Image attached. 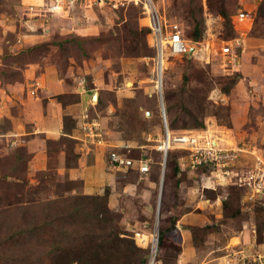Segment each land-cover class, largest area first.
Returning a JSON list of instances; mask_svg holds the SVG:
<instances>
[{
	"label": "rangeland",
	"instance_id": "1",
	"mask_svg": "<svg viewBox=\"0 0 264 264\" xmlns=\"http://www.w3.org/2000/svg\"><path fill=\"white\" fill-rule=\"evenodd\" d=\"M47 1L0 0V66L6 63L8 68L21 69L23 74L26 68L33 67L38 79L44 72L43 59H50L59 76L69 81L80 79L88 91L87 101L79 105L83 114L76 120L75 129L80 132L78 144L80 142L86 150L103 148L107 162L109 153L116 151L131 158L149 155L155 166L145 180L132 171H114L115 183H107L97 193L85 194L82 180L73 179L69 174L77 159H60V165L44 175L47 166L43 171L33 168L32 164L25 166V159L16 158L21 148L10 151L5 142L0 141L1 228L17 224L13 215L4 213L5 209L85 195L90 198H79L76 204L84 203L92 209L109 207L110 213L105 216L114 231L119 230L121 235L135 242L137 233L151 240L153 232L157 230L160 237L161 230H165V237L172 245L181 244L182 253L183 234L188 230L201 257L212 253L211 256L225 259L223 264H251L254 256L264 253V245L256 243L257 225L264 224V215L255 210L256 205H264V195L252 201L244 195L240 200L241 191L237 189L240 186L233 183L235 174L245 173L256 161L255 157L264 161V18L257 17L264 0H226L225 8L230 13H239L240 9L250 13L249 22L235 18L237 32L242 29L246 34L243 48L235 53L234 58L217 54L222 40L238 35L229 21L212 9L220 6L221 0H164L168 16L182 24L186 40H191L190 31L195 25L204 30L198 46L203 48L201 52L189 57L169 56L165 63L164 108L169 130L173 133L204 131L207 138L217 141L228 151L230 172H234L231 184L217 183L211 175L195 172L180 176L182 183L179 186L175 178L164 186V159L152 147L158 145L156 141L164 137L166 129L162 121L163 107L150 81L154 68V42L140 9H80L74 11L70 19L30 15L31 6L44 5ZM67 37H70L68 41L65 40ZM43 44L47 45L46 51L41 53L42 66L38 67L32 63L36 55L27 51ZM10 57L15 60L9 61ZM6 85L0 77V93L7 88ZM35 89H31L32 93ZM96 94L99 101H92ZM73 97L71 104H80L75 98L79 96L74 94ZM87 115L99 123L102 142H96V145L82 143V118ZM149 137L156 141L149 142ZM64 155L62 152L61 156ZM19 176L22 182H19ZM151 176L155 183L151 186L150 198L148 184ZM9 182L20 183L23 188L7 187ZM39 186L40 191L33 190ZM126 186L128 190L124 192ZM20 189L24 193L19 192ZM163 191L165 202L161 209ZM233 195L235 199L231 202L240 203L243 213L234 220H224L223 202ZM93 196H103V199H93ZM176 205L181 207L179 217L173 216ZM28 219L30 222L34 220L31 215ZM206 221L220 223L221 230L201 238L197 227ZM95 229L94 226L87 229L79 225L73 232L84 234ZM250 236L252 241H249ZM235 237H241L240 242ZM171 244L163 250L166 257L157 254V264H178V260L169 259L168 253L176 252ZM114 245L100 251L104 262L140 264L142 255L122 253L118 250L121 244ZM30 248L20 245L16 253L10 250L8 254L11 257L23 254L25 257ZM81 252L86 254L85 257L88 255L84 244L60 246L51 252L50 264H80L84 256ZM149 253L148 249L147 263ZM29 256L24 260L30 262ZM0 264L7 263L0 261Z\"/></svg>",
	"mask_w": 264,
	"mask_h": 264
},
{
	"label": "trees",
	"instance_id": "2",
	"mask_svg": "<svg viewBox=\"0 0 264 264\" xmlns=\"http://www.w3.org/2000/svg\"><path fill=\"white\" fill-rule=\"evenodd\" d=\"M226 0H221L220 6L216 8H212L213 10H217L219 14H221L224 18H226L234 32L237 33V26H236V17L238 13H230L225 8ZM133 9H137L135 7H131ZM257 17L263 19L264 18V3L261 5L257 12ZM149 29V28H148ZM150 30V29H149ZM233 34V33H232ZM191 41L199 43L204 37V30L200 28V25H195L194 28L190 31ZM237 36V35H236ZM235 37L232 36L228 39H233ZM70 37H67L65 40L68 41ZM227 40V39H226ZM64 41H62L63 43ZM46 44L37 45L27 51L33 56L34 61L32 63L36 64L38 67L39 65L42 66V62L40 61V55L42 52L46 51ZM62 46V45H59ZM33 53V54H32ZM24 54L23 56H26ZM184 57H189L186 55ZM36 59V60H35ZM9 61L15 60L12 57L8 58ZM5 62V61H4ZM0 77L4 84H14L17 82H23L24 74L21 69H11L8 68L6 63L5 65L0 66ZM64 99V104H71L70 99H74L73 95H66L60 97ZM78 98V97H75ZM79 99V98H78ZM73 116H65L64 120V130L63 135L59 138V140H48L47 141V169L44 172V175L47 174L52 169H56L60 165V156L61 153H65L66 159L70 158H77L75 155V147L78 144L77 139L73 138V131L77 126V121L73 119ZM21 151H18L16 154V158L18 159H25L24 163L25 166L29 167L33 161V155L28 152L27 149L21 148ZM179 151H171L168 153L166 164H165V173H164V186L166 185L167 181L171 178H175L177 186L182 183V178L180 176L201 172L206 173V175L211 174V170L206 166H200L195 171L190 169H183L180 164V159L184 155V153L177 154ZM160 153V152H159ZM161 154V153H160ZM25 155V156H23ZM177 155V157H176ZM149 155H145V157ZM140 156L139 158H141ZM134 159H139L132 157ZM155 164V163H154ZM154 164L151 165V173L152 169L155 166ZM132 173L139 174L136 170H130ZM128 171V173H130ZM152 175V174H151ZM14 177H16L14 175ZM22 178L19 176V182H22L20 179ZM157 178V176H156ZM152 180V176H151ZM155 182V180L153 179ZM8 182V181H7ZM20 183L17 182H9L7 183V187L18 188L21 187ZM163 186V188H164ZM176 186V187H177ZM39 187H34L33 190L40 191ZM240 190V200L243 199L245 195V190L243 188H238ZM19 192H23V189H20ZM17 192L15 193V195ZM14 195V194H13ZM180 195L176 196L179 197ZM103 196H93L94 199H101ZM175 197V198H176ZM79 198H90V196L80 197V196H72L68 199H60L54 201H47L45 203H37L32 204L31 206H21V207H14L5 209L4 213H9V215H13L17 221V224L1 228L0 225V261L9 262L14 264H50V255L52 251L59 249L60 246H81L84 244L86 246V254L79 255L83 256V260H80V264H109V262H104L100 255V251L105 247L114 245V244H121L120 248L118 249L123 253V251L127 252H134L135 254L142 255L140 264H147L148 260V248H141L140 245L135 242L130 237H126L120 234V231H114L112 227V223L106 220V213H110L109 207L101 208H94L90 206H84V203L76 204ZM181 198V197H180ZM230 198V199H229ZM103 199V198H102ZM234 195L232 197H228L223 202V212H224V220H234L236 218L241 217L242 215V208L240 203L235 205L233 201ZM176 200V199H175ZM165 202V191H163L162 195V205L161 209L164 207ZM176 202V201H175ZM175 204V203H174ZM97 207V206H95ZM30 209V210H29ZM101 209V210H100ZM255 210L257 212H261L264 215V205H256ZM181 211V207L175 206V210L173 212V216L179 217ZM28 215H31L34 219L33 221H28ZM105 218V221H104ZM35 222H38L34 224ZM105 223V224H104ZM34 224V225H33ZM104 224V225H103ZM79 225H83L85 228H90L94 226L96 229L94 231L86 232L84 234H75L73 230L78 228ZM173 225L176 226V221L173 222ZM221 224L215 222H204L197 227V232H199L200 237L206 236L209 233H219L221 230L219 228ZM73 227V228H72ZM257 241L256 243L259 246L264 245V224L257 225ZM162 229V228H161ZM194 230V229H193ZM195 231V230H194ZM203 234V235H202ZM196 237L194 240L196 241ZM160 240V248L158 255L162 257L165 256L164 248L167 249L168 245L171 244V241L168 240L167 236L165 237V230H161V234L159 237ZM169 243V244H168ZM20 245H25L27 248L30 246L29 253L30 262L28 259L24 260L23 254L21 255H14L11 257V254H8V251L11 253H16L17 248H20ZM41 246V247H40ZM115 246V245H114ZM166 246V247H165ZM171 246L177 252L168 253L169 259L178 260V255L182 251L181 244H174ZM15 248V249H14ZM120 252V254H121ZM78 255V254H77ZM78 256V257H79ZM166 257V256H165Z\"/></svg>",
	"mask_w": 264,
	"mask_h": 264
},
{
	"label": "built area",
	"instance_id": "3",
	"mask_svg": "<svg viewBox=\"0 0 264 264\" xmlns=\"http://www.w3.org/2000/svg\"><path fill=\"white\" fill-rule=\"evenodd\" d=\"M131 7L140 9L152 33L155 57L153 58L154 68L150 81L154 84L155 93L158 96L159 103L163 107L162 121H164L166 129V133L162 139L156 141L149 137L148 141H156L158 143V145L152 147L161 153L162 159H164L163 167L166 164L168 153L179 151L184 153L180 159L183 169L195 171L200 166H206L211 170L210 175L217 183L227 182L231 184L234 172L233 174L230 172L229 165L231 159L229 158L231 156L226 149H223L219 143L218 146H215L214 143L216 141L207 138L204 131L202 133L200 131L197 133H173L169 130L168 122L166 121L167 114L164 108L163 76L165 63L169 56L184 57L189 55L192 49H194L193 53H198L203 48H198L201 42L195 43L185 39V30L182 24L168 16V9L164 0H48L44 5L31 6L30 15L35 18L43 17L46 19L51 16L70 18L74 11L80 9H110L120 11L128 10ZM237 19L241 22H249L250 13L240 9ZM237 34L231 40H222L217 54L222 57L232 56L234 58L235 53H238L243 48V37L246 32L241 29ZM193 53L192 56H194ZM89 118L88 115L82 118L81 131L84 133L82 143L84 145H96V142H102L99 133V123ZM255 159L254 164L245 173L235 174L236 181L233 183V185L240 186V188L245 190V197L248 201L255 200L259 196L264 195V161L260 157H255ZM152 164H154L153 157L142 156L139 159H134L116 151L110 152L108 156V165L112 170L126 173L130 170H136L142 176V179L150 175ZM151 238L149 240L148 236L140 233H137L134 237L140 246L143 247L147 244L146 248L150 250L147 264H157L159 232L157 230L155 233L153 232ZM251 264H264V253L260 252L254 256Z\"/></svg>",
	"mask_w": 264,
	"mask_h": 264
},
{
	"label": "crops",
	"instance_id": "4",
	"mask_svg": "<svg viewBox=\"0 0 264 264\" xmlns=\"http://www.w3.org/2000/svg\"><path fill=\"white\" fill-rule=\"evenodd\" d=\"M43 60L44 72L38 79L33 72V65L30 64L32 68H26L24 73L25 81L7 84V88H3L0 93V141L5 142L6 149L10 151L14 148L27 149L33 155V168L41 171L47 166V141L59 140L63 135L65 116H73L74 120L81 118L83 108L79 105L85 103L88 97V91L80 79L66 80L59 76L50 59ZM30 88H36L35 92L32 93ZM37 92L39 95L36 96ZM74 94L79 96L80 104H64V99L60 98ZM95 101H99V96ZM72 135L78 139L80 132L75 129ZM82 146L80 142L76 144L74 152L77 158L74 159H77V164L71 167L69 174L73 179L82 180L84 193H97L107 183H115L116 174L105 160L107 158L104 149L95 147L86 150ZM64 156H60V159H66ZM154 183L150 180L148 184L150 198ZM127 187H124V192L128 190ZM183 235V252L179 254L178 264H223L222 260L225 259L211 256L212 253L201 257L191 240V233L185 230ZM240 238L235 237V240L240 242ZM249 241H252L251 236Z\"/></svg>",
	"mask_w": 264,
	"mask_h": 264
},
{
	"label": "water",
	"instance_id": "5",
	"mask_svg": "<svg viewBox=\"0 0 264 264\" xmlns=\"http://www.w3.org/2000/svg\"><path fill=\"white\" fill-rule=\"evenodd\" d=\"M193 52H194V49L191 50V52L189 53V55H192ZM97 98H98V94L95 95V97H94V101H95V99H97Z\"/></svg>",
	"mask_w": 264,
	"mask_h": 264
},
{
	"label": "bare ground",
	"instance_id": "6",
	"mask_svg": "<svg viewBox=\"0 0 264 264\" xmlns=\"http://www.w3.org/2000/svg\"><path fill=\"white\" fill-rule=\"evenodd\" d=\"M214 144H215V146H218V142L217 141Z\"/></svg>",
	"mask_w": 264,
	"mask_h": 264
},
{
	"label": "clouds",
	"instance_id": "7",
	"mask_svg": "<svg viewBox=\"0 0 264 264\" xmlns=\"http://www.w3.org/2000/svg\"><path fill=\"white\" fill-rule=\"evenodd\" d=\"M196 43V42H195ZM189 56H192V55H189ZM167 114V113H166ZM163 177H164V175H162ZM143 180V179H142ZM162 180H163V178H162ZM144 248H146V247H144Z\"/></svg>",
	"mask_w": 264,
	"mask_h": 264
}]
</instances>
